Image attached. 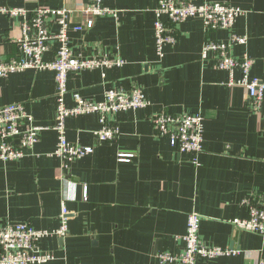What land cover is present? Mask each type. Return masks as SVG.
<instances>
[{"label":"crops","instance_id":"crops-1","mask_svg":"<svg viewBox=\"0 0 264 264\" xmlns=\"http://www.w3.org/2000/svg\"><path fill=\"white\" fill-rule=\"evenodd\" d=\"M159 1L104 0L117 15L98 18L87 28L80 12L87 0H0V5L24 8L30 15L39 8L66 9L71 26L84 27L69 33L75 56L125 60L122 67L71 72L68 106L75 104L74 92L102 102L109 89L129 91L136 86L150 103L119 113L120 134L106 143H99L94 134L100 128L97 114L67 119L68 140L92 146L95 152L64 162L53 154L58 144L52 129L55 72L27 70L0 77V108L24 104L43 128L23 160L0 161V228L10 222L57 230L65 203L69 215L63 244L56 236L39 242L42 252L56 257L46 264H160V255L181 252L192 212L202 216L204 244L240 251L197 264L264 263V237L231 223L249 217L247 198L264 194V100L261 109H252L247 90L230 86L231 76L218 69L214 54L203 58L205 42L228 43L232 34L244 36L247 43L233 46L230 53L252 59L251 76L264 78V0H188L225 2L245 14L232 30L205 32L199 18L179 24L177 42L166 46L162 57L154 28ZM21 23L19 17L0 15V55L6 60L19 55ZM51 23L52 33H57V18ZM59 47L51 42L45 60L53 61ZM241 77L236 71L234 80ZM162 113L204 116L199 156L180 153L158 136L154 117ZM120 154L134 157L120 162Z\"/></svg>","mask_w":264,"mask_h":264},{"label":"built area","instance_id":"built-area-1","mask_svg":"<svg viewBox=\"0 0 264 264\" xmlns=\"http://www.w3.org/2000/svg\"><path fill=\"white\" fill-rule=\"evenodd\" d=\"M80 12L86 17L87 28H92L98 18L117 15V12L104 5V0H87ZM155 13L156 48L160 57L164 55L166 46L177 42L176 27L179 24L199 18L203 21L205 32L232 30L237 19L245 14L240 7L225 2L205 1L195 4L188 0H160ZM0 15L8 18L19 17L22 22V37L18 41L19 55L9 60L0 55V77L7 78L27 70H50L56 74L57 108L52 129L58 134V144L53 154L64 162L82 159L95 152L92 146H83L68 140L67 119L97 114L100 128L94 134L99 143H106L116 140L120 134L116 121L119 113L149 106V100L139 86L129 91L109 89L105 92L102 102L85 99L78 92H74L72 96L75 104L68 106L66 97L69 93L68 79L71 72L122 67L126 63L125 60L99 56L86 59L75 56L69 33L71 30L83 31L84 27L71 26L70 12L66 9L39 8L30 15L24 8L0 5ZM54 17L60 25L57 33H52L51 30V20ZM53 41L58 42L60 47L55 59L49 62L45 60V54L49 52L50 43ZM246 43V37L235 34H232L228 43L207 41L203 46V58L207 59L210 53L214 54L218 69L230 74V86L244 87L252 109L259 110L264 100V78L251 76L254 65L252 59H237L230 53L233 46ZM236 71L242 74L239 81L234 80ZM154 124L158 136L168 139L171 146L180 153L192 152L197 156L201 154L204 141V116L201 113L179 116L162 113L154 117ZM42 130L43 128L35 124L34 117L27 112L24 104L15 103L0 108V161L6 163L23 160L27 151L39 142ZM133 157V154H120L119 161L130 162ZM87 195V188L84 187L83 196L86 198ZM245 204L249 217L235 219L231 223L241 231L257 233L264 237V194L258 199L247 198ZM68 215V208L63 203L61 226L54 231L38 229L28 223L4 224L0 228V264H46L54 261L55 255L42 252L39 242L50 236L65 238L68 231ZM201 222L202 216L198 212L189 215L187 232L182 237L184 246L181 252L178 255H160V264H197L200 260L209 261L240 254L239 250L209 247L204 244L200 236Z\"/></svg>","mask_w":264,"mask_h":264},{"label":"water","instance_id":"water-1","mask_svg":"<svg viewBox=\"0 0 264 264\" xmlns=\"http://www.w3.org/2000/svg\"><path fill=\"white\" fill-rule=\"evenodd\" d=\"M61 242H62V244H63V239H61Z\"/></svg>","mask_w":264,"mask_h":264}]
</instances>
